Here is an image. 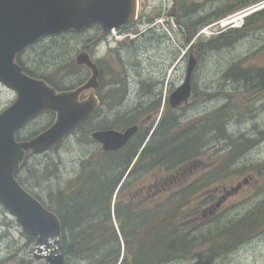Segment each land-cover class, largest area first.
<instances>
[{"label": "rangeland", "instance_id": "1", "mask_svg": "<svg viewBox=\"0 0 264 264\" xmlns=\"http://www.w3.org/2000/svg\"><path fill=\"white\" fill-rule=\"evenodd\" d=\"M138 4V16L142 19L139 24L144 27L154 25L160 18L167 21L165 16L171 7L166 5L164 0H138ZM157 13L160 16L147 22V18ZM162 13L165 16L161 15ZM169 21L171 22L172 18H169ZM171 24L156 25L136 37L133 42L126 39L118 42L101 61L100 79L103 94L105 97L113 95L112 98H105L108 106L105 113L109 119L114 120L122 113L148 106L150 109L140 116V120L147 123L146 127L154 123L166 105L164 102L169 103L170 93L185 77L189 53H193L197 59L192 73L195 92L191 99L183 102L177 110L180 119L189 123L218 105L219 100L213 98L201 104V93L217 92L219 85L228 80L223 69L227 71L234 68L232 63L238 62L264 67V56L256 54V48L264 44V29L250 35L243 32L244 38L237 41L232 50L224 52L220 48H212L199 55L196 51L185 52L189 43L185 42L182 32L174 22ZM99 34L100 29H91L87 32L72 31L45 38L44 43L24 52L22 56L25 65L32 73L45 76L59 87H72L83 83L89 73L86 69L76 66L75 57L82 51L84 44H89L90 38L94 40ZM97 43L102 46L103 51L106 50L107 44H113L106 39H97ZM105 53L103 52V55ZM240 54L241 59H237ZM260 98L261 96L257 98L256 104H253L252 114H243L245 111H241L239 117L228 124L226 137L210 134L209 140L206 139L207 145L201 149V161H190L175 169V174H172V171L166 173L156 167L149 172L142 170L138 178L132 177L133 181L129 185L133 189L144 188V198L137 200L136 204L138 201H144L148 206H153L155 202H160L162 206L165 193L185 187V192L191 194V199L182 203V208L195 210L194 218L189 221H211L208 227L203 228L204 233L194 231L190 235L191 238H202L209 230L212 231L210 234L216 235V227H220L223 222L238 218L251 208L261 207L260 201L264 199V97ZM14 99L15 94L0 83V111ZM158 104L159 111H156ZM52 121L53 116L45 113L31 122L23 134L37 132ZM92 122H88L85 127H89ZM74 136L62 148L47 157H27L21 167L17 177L19 182L44 204L50 177L58 178L72 170L78 163V155L89 147L84 144L82 136ZM234 143L240 144L242 149L232 158ZM199 180L201 181L198 182ZM162 184H166L168 188H162ZM188 185L194 187L190 188ZM121 195H125L123 189ZM175 196L180 197L178 194ZM258 223L262 225H256L257 230L253 236L237 242L232 248L211 251L219 253L236 250L230 255L227 253L219 257L217 261L224 264H264V219ZM152 224L153 220L150 225ZM253 229L254 227L244 230L252 232ZM228 242L226 241L224 246L229 244ZM34 243L35 239L33 242L27 239L15 217L0 206V263L7 259V264H39V261L32 257ZM196 243L197 245L192 247L193 252L187 254L193 256L190 260L173 264H191L196 255L210 253V240ZM71 264L77 263L73 261Z\"/></svg>", "mask_w": 264, "mask_h": 264}, {"label": "flooded vegetation", "instance_id": "2", "mask_svg": "<svg viewBox=\"0 0 264 264\" xmlns=\"http://www.w3.org/2000/svg\"><path fill=\"white\" fill-rule=\"evenodd\" d=\"M245 1L249 0H164V2H166V5H169L171 7V10L167 12L166 19L168 20L169 25H172L171 22H174L177 29L182 32V35L185 39L187 35L190 36L193 32L201 31L204 26L209 23V19L220 17V15H222L223 13L234 9ZM169 18H172L171 22L169 21ZM134 27H128L122 30V32H125L123 33V36L126 41L133 42L136 37H139L141 36V34L149 31V29L139 23L135 24ZM91 29H100V27L98 25H95L81 32H87ZM177 29L175 30L176 33L178 32ZM262 29H264V13L257 12L255 15H251L247 18L245 25L241 29L235 30L233 33L229 34L225 32L222 33L221 45L219 46V48L224 52L232 50V46L237 41L244 38L242 36L243 32H247L248 35H250L251 33L261 31ZM97 39H103L101 36V29L99 36L94 40L90 38V40L88 41L89 44H84L81 49L82 51H86L89 53L90 57L97 65L99 70L98 87L96 89H93V94L98 101V106L96 107L88 121L93 122L89 127H85L88 122L82 124L64 140L60 148H62L69 139L71 140L73 137H75L74 135L82 136L84 139V144L89 147L88 149H86V151H82L78 155V163L77 165L75 164V167L72 170H68L58 178L54 176L50 177L47 185V193L45 195V206L52 210L57 215L60 221L64 252V239L72 238L74 240H80L83 239L84 236H86L85 233L97 231L104 225H113L116 222L118 225H121L123 227V236L121 235L120 237L123 241H125L124 247L123 249L114 251V253H110L106 262H103L101 264H173L176 262L190 260L193 256L182 255L176 258L167 259L162 262L160 242L154 244V249H146L147 240H149L153 236L156 241L160 237L159 230L161 204L160 202H155L153 206H148L144 201H138L136 204L137 200H141L144 198V188L137 187L136 189H133L129 184L133 181L132 177L138 178L140 173L142 172V168L134 171L135 163L138 160L142 149L144 148V146H146L150 136L157 128V123L163 109H161V111L159 112V115L156 117L154 123L152 122L148 126L149 129H146L147 123L141 121L140 119L138 123H132L126 127H115L112 124V120L109 119L105 113L108 107L105 98H112L113 95L109 94L105 97L103 94L104 91L102 90V82L100 79V63L105 57L108 56L109 51L113 50V47L110 44H107L106 50L103 51L101 48L102 46L97 43ZM200 39L204 41V38L199 37L195 40V42ZM226 40H230V42L226 43ZM44 42L45 38H42L35 43L29 44L28 46L23 48L15 57L16 63L22 68L25 74L43 80H45V76L36 75L27 69L22 55L25 51ZM195 42L193 43V45L195 44ZM117 49H119V47H117ZM103 52H106L105 55H103ZM256 54L264 56V44L256 48ZM237 59H241V54ZM231 66H235L234 68L230 69L232 70L231 72H235V74H230V72H228L230 71L229 69L227 71L223 69V72L225 71L226 77L228 76V80H224L219 85V96L212 97L214 100H219L216 108L220 107L223 111H228L229 116L224 119V122L229 125L234 120V118L239 117L241 111H245L243 114H252V106L253 104H256L257 98H259L260 96L261 98L264 97L263 66L257 64H244L243 62L232 63ZM81 68L86 69L84 67ZM86 70L88 71L89 76L90 70ZM230 79L233 80L230 81ZM239 80L241 81V83ZM235 82L237 84H235ZM2 85L7 88L4 84ZM193 86L194 81L192 80L191 97L195 92ZM176 88L177 86H175V89ZM7 89L12 91L16 97V93L14 90L10 88ZM208 94L209 93L207 92L203 93V101H201V104L206 103L210 99V97H208ZM87 97L88 94L86 92H82L79 96V99L83 100ZM165 104L166 102H164V105ZM158 106L159 104L157 105L156 111H159ZM138 109L148 110L150 108L148 106H141L129 112H133ZM209 112L210 111L200 115H206ZM44 115L45 113L40 114L27 122L23 128L16 132L15 139L17 141H24L35 136L36 133L23 134V132L31 122L38 119L39 116ZM129 126H136L135 132L122 147L116 150L105 149L100 141L92 137L93 133L106 130H118L122 132L130 128ZM139 131L143 132L144 134L142 143L139 149H137L135 156L131 158V161L125 167V171L116 187H114V181L112 179L113 171H100L102 169H99L98 171L94 170V174L96 176L100 173V179L102 180L99 179L100 181H98V177L96 179V176H93V178L90 180L92 184L89 185V181L86 179V176L88 174H91V172L84 169L83 165H85V163L89 160L95 164L104 163L109 153H112V151H117L125 147L126 145L131 144L135 140L134 137ZM136 140H138V137L136 138ZM60 148L52 149L46 151L43 154L34 156L47 157L51 155L50 153L55 152ZM135 149V147L132 148L129 145L123 150V152L129 150L135 152ZM32 156H30V158ZM98 182L100 184H97ZM124 182L128 184L123 185ZM121 189H123L125 192L124 196L121 195ZM50 193H52V195ZM151 220H153L154 223L153 235L151 233H146V227L149 226ZM72 225L74 226L73 229L71 228ZM235 251L236 250L230 249L225 252L215 253L213 254L211 260L209 259V256L196 255L194 261H191V264H224L219 263L217 259L219 257H223V255H226L227 253L230 255ZM201 257H205L207 259L201 261ZM67 259L68 258H66L67 264H71ZM75 262L77 264H80V262L81 264H89V262L84 259H77ZM94 262H96V260H94Z\"/></svg>", "mask_w": 264, "mask_h": 264}, {"label": "water", "instance_id": "3", "mask_svg": "<svg viewBox=\"0 0 264 264\" xmlns=\"http://www.w3.org/2000/svg\"><path fill=\"white\" fill-rule=\"evenodd\" d=\"M138 0H0V82L16 92L14 102L0 112V203L12 214L22 231L34 237L33 259L41 264H67L56 214L26 191L16 176L26 153L42 154L61 146L80 124L90 118L98 101L99 70L89 53L80 52L76 64L89 68L81 85L57 90L45 80L29 76L16 63V55L42 38L98 25L101 35L135 21ZM197 65L189 54L183 82L172 91L169 104L177 108L191 96L192 73ZM86 92L88 97L80 100ZM44 112L55 114L53 122L34 137L17 141L15 134L29 120ZM136 130H106L92 137L107 150L122 147Z\"/></svg>", "mask_w": 264, "mask_h": 264}, {"label": "trees", "instance_id": "4", "mask_svg": "<svg viewBox=\"0 0 264 264\" xmlns=\"http://www.w3.org/2000/svg\"><path fill=\"white\" fill-rule=\"evenodd\" d=\"M255 1L257 0L245 1L234 9L223 13L222 15H220V17L234 12L244 6L250 5ZM261 12L264 13V10ZM156 15L160 14L157 13ZM155 16L147 18V22H150ZM220 17L209 19L208 22H211ZM144 18H146V16ZM141 20V18H138L136 22H141ZM133 25L134 23H131L129 26ZM127 27L128 26L124 27V29H126ZM235 30L238 29H230L225 33H233ZM196 33L197 32H193L190 36L187 35L185 37V42H189V39L194 37ZM221 36L222 34H219L209 39H204V41L200 39L196 41L194 45L192 44L188 46V51H196L199 55H203L212 48H219V46L221 45ZM229 42L230 40H226V43ZM79 67L80 66H78V68ZM45 80L49 84L55 86L57 89H67L66 87H59L50 79L45 78ZM218 93L219 90L217 89L216 93H209L208 97H217ZM201 95L203 96V93H201ZM179 108L180 107L176 108L175 112V109H172L168 105V103H166L157 123L158 126L150 136L146 146H144V148L142 149L140 156L135 163L134 171L142 168L144 172H149L153 168L160 167L166 173L172 171V174H175V172L173 171L179 167H182L186 163L193 160L201 161V149L203 146L207 145L206 139L208 138L209 140L211 133L219 135L221 136V138L226 137V128L228 124L224 122V119L229 116L228 111H223L222 108L217 107L216 109L211 110L208 114L200 115L197 120L189 123L180 119L181 116L177 113V110ZM147 111V109H138L133 112L122 113L118 115L114 120H112V124L115 127H126L132 123H138L140 116ZM146 129H149V127H146ZM137 137L138 140H136ZM143 137V132L139 131L134 137L135 140L131 144H129L132 148H136L135 152L131 150L123 152V150L127 146H129L126 145L125 147L117 151H112V153H109L104 163L95 164L90 160L87 161L85 165H83V168L91 172V174H88L86 176V179L89 181L88 184L91 185L92 183L90 182V180L93 178V176H96L94 174V170L98 171L99 169H102L100 171L104 172L112 170L114 172L112 179L114 181V187H116L125 171V167L131 161V158L135 156L137 149H139ZM232 146L233 149L231 151V157L233 158L241 151L242 147L240 144L236 143L232 144ZM97 177L98 181H100L99 179L101 175L97 174L96 179ZM200 181L201 180H199L198 182ZM97 184L100 183L98 182ZM125 184L126 183L124 182L123 185ZM188 186L190 188L194 187V185ZM161 187L164 189L168 188L166 184H162ZM165 194L166 195H164L163 204L161 206L159 230L160 237L155 241L154 237L152 236L146 242V249H154V244L160 242L162 262L167 259L176 258L178 256L192 253V247L194 245H197V241L202 240H210L211 242V247L209 249L210 253L206 255L209 256V259L211 260L213 254H215L211 253V251L215 252L216 250L222 251L223 249L232 248L237 242L253 236V233L257 230L256 225H262V223L258 222L264 219L263 199L259 204L261 205V207H256L255 209L251 208L240 217L227 222H223L222 224H220V227L217 226L216 235L210 234L212 233V231L209 230V232L202 238H191L190 235L194 231L204 233L203 228L208 227L211 221H189L191 218H194L195 210L193 208L188 210L182 208V203H187L189 202L188 200L191 199V194L185 192V187H181L179 190L174 192L169 191V193ZM176 194L180 195V197L176 198ZM252 227H254L252 232H246L244 230L245 228L250 229ZM71 228L73 229L74 226L72 225ZM146 233H151L152 235L154 234V224L146 227ZM85 234L86 236H84V238L80 240L63 238L65 243V255L66 258H68L67 260L69 263H72L77 259H84L87 260L89 264H101L103 262H106L110 253H114V251L121 249V241L123 242V245L125 243V241L120 239V236H123V227L118 224L104 225L97 231H91ZM27 239L30 242L34 241V237L31 236H27ZM231 240L234 244H232ZM226 241H229V244H226L224 246ZM204 243L205 242H203L202 245H204ZM102 252L103 254H101ZM97 253L99 255H97ZM198 255L205 256L204 254ZM206 259L207 258L205 257L200 258L201 261H204ZM6 260L7 259L3 260L0 264H7ZM94 260H96V262H94Z\"/></svg>", "mask_w": 264, "mask_h": 264}, {"label": "built area", "instance_id": "5", "mask_svg": "<svg viewBox=\"0 0 264 264\" xmlns=\"http://www.w3.org/2000/svg\"><path fill=\"white\" fill-rule=\"evenodd\" d=\"M256 6H264V1L258 3ZM251 8L253 7L244 8L234 14L219 19L215 23L206 26L203 29V33L206 35H214L226 30L227 28L240 27L244 22V18L252 10Z\"/></svg>", "mask_w": 264, "mask_h": 264}, {"label": "bare ground", "instance_id": "6", "mask_svg": "<svg viewBox=\"0 0 264 264\" xmlns=\"http://www.w3.org/2000/svg\"><path fill=\"white\" fill-rule=\"evenodd\" d=\"M203 18V17H202ZM200 20V19H199ZM232 69V68H231ZM230 70V69H229ZM232 70H230V71H228V72H230V74L231 73H233V72H231ZM234 71V70H233ZM237 73V72H236ZM233 74H235V72L233 73ZM232 74V75H233ZM237 76V75H236ZM228 77V76H227ZM231 77V76H230ZM234 77V76H233ZM239 113V112H238ZM130 127V126H129ZM118 131V130H117ZM126 154H128V153H126ZM121 157V156H120ZM127 158H128V155H127ZM131 158V157H130ZM125 160V159H124ZM129 161V160H128ZM125 163V162H124ZM114 164V163H113ZM112 166H114V165H112ZM122 166V165H121ZM105 167V166H104ZM118 168V167H117ZM109 171V170H108ZM114 173V172H113ZM100 174V173H99ZM115 175V174H114ZM111 176V175H110ZM106 178V177H105ZM100 180H102V179H100ZM103 246V245H102ZM97 247V246H96ZM100 247V246H99ZM102 248V247H101ZM100 248V249H101ZM95 249V248H94ZM95 252V251H94ZM99 252H100V250H99ZM96 253V252H95ZM102 254H103V252H102ZM97 255H99L98 253H97ZM107 255V254H106Z\"/></svg>", "mask_w": 264, "mask_h": 264}]
</instances>
